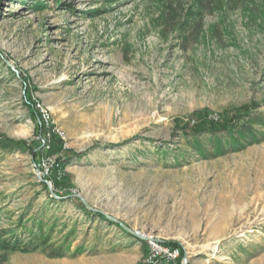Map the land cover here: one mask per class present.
Segmentation results:
<instances>
[{
  "label": "rangeland",
  "instance_id": "374dc122",
  "mask_svg": "<svg viewBox=\"0 0 264 264\" xmlns=\"http://www.w3.org/2000/svg\"><path fill=\"white\" fill-rule=\"evenodd\" d=\"M254 106L264 0H0V232L40 219L78 252L0 264H264V140L203 156L185 139Z\"/></svg>",
  "mask_w": 264,
  "mask_h": 264
},
{
  "label": "trees",
  "instance_id": "16d2710c",
  "mask_svg": "<svg viewBox=\"0 0 264 264\" xmlns=\"http://www.w3.org/2000/svg\"><path fill=\"white\" fill-rule=\"evenodd\" d=\"M216 2L217 0H201ZM256 107H245L237 115L226 116L222 121H204L198 124L193 130H191L185 137L187 144L195 150V153H199L203 156H210L211 154H224L230 149H240L248 145H253L256 142L264 140V114L254 110ZM38 123L39 129H41L40 135L44 136L46 132H50V148L46 151V154L57 148L62 149L64 141L62 138L52 131L50 128H46L47 124L42 117V123ZM260 127V128H259ZM262 127V128H261ZM40 147L38 144L37 148ZM35 156L41 155L44 150L36 149ZM62 166H54L59 169ZM45 186H47L44 183ZM56 185L58 182L56 181ZM62 198V196H60ZM60 198V199H61ZM53 200L57 201V198L52 197ZM51 199V200H52ZM85 211L88 214H96L100 218L111 220L106 217L100 211H93L85 207ZM36 220L38 224V230L34 231L25 226L26 232H17L16 229L4 230L0 232V249L6 252L10 251H22V252H35L41 251L50 258L54 257H65L68 254L76 255L78 252L70 251L68 247V238L65 241L57 242L53 241V235L50 231L44 230V221ZM22 219L18 227L22 226ZM25 225V224H24ZM145 245L147 242L143 240ZM172 250H178L181 256L183 252L182 247L174 241L166 242L163 244ZM182 250V252H181Z\"/></svg>",
  "mask_w": 264,
  "mask_h": 264
},
{
  "label": "built area",
  "instance_id": "2783aa9c",
  "mask_svg": "<svg viewBox=\"0 0 264 264\" xmlns=\"http://www.w3.org/2000/svg\"><path fill=\"white\" fill-rule=\"evenodd\" d=\"M42 117L44 119V121L46 122L47 125L50 124V117L48 115L47 112H43L42 113ZM46 167V165H45ZM150 244L153 245V251H154V255H163L166 256L167 258H175L179 251L178 250H172L169 248H164L162 245H159L158 243L155 242V240L153 238H150Z\"/></svg>",
  "mask_w": 264,
  "mask_h": 264
}]
</instances>
